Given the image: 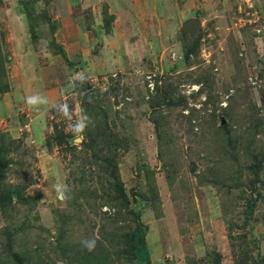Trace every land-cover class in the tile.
I'll use <instances>...</instances> for the list:
<instances>
[{
    "label": "rangeland",
    "instance_id": "rangeland-1",
    "mask_svg": "<svg viewBox=\"0 0 264 264\" xmlns=\"http://www.w3.org/2000/svg\"><path fill=\"white\" fill-rule=\"evenodd\" d=\"M0 83V264H90L89 239L95 264H264V0H0ZM106 156L149 261L117 254L134 223Z\"/></svg>",
    "mask_w": 264,
    "mask_h": 264
},
{
    "label": "trees",
    "instance_id": "trees-1",
    "mask_svg": "<svg viewBox=\"0 0 264 264\" xmlns=\"http://www.w3.org/2000/svg\"><path fill=\"white\" fill-rule=\"evenodd\" d=\"M9 85H4L3 83H0V91L2 93L9 91ZM98 127L96 130H88L87 134L90 139V146L96 148V146L99 145V139L103 137L110 136L107 126H105L101 120H98ZM0 135H3L1 133ZM112 135V134H111ZM3 138V137H1ZM99 152L102 151V148L98 149ZM106 162H108L109 166H111L113 172L111 174L112 177L115 179L117 178L118 181H116L115 189L117 192L118 199L122 202V204L119 207L118 213H117V219L120 217H131L133 219L134 226L129 232H123L121 235L117 236V238L121 239V247L120 249H117V254L121 256H127L128 259L130 258H136L137 261L145 262L149 261L150 253H149V247L146 243L145 236H146V226L143 224L141 220L142 213L139 209H130L128 208V205H130L129 197L126 191L124 190V186L121 183L120 179L118 178V174L115 173L116 164L115 162L112 163L109 156L105 157ZM114 161V160H113ZM7 160L4 155V151H0V201L3 199L2 197V183L4 181L3 177V169L6 164ZM9 198H11L10 195H8ZM125 208V211L123 212V208ZM249 211H252V207L249 208ZM116 219V220H117ZM80 248V247H79ZM81 249V248H80ZM81 255L87 254L88 261L90 264H95L97 262L99 263H105L104 257L108 262H110V259L108 258L109 254L104 248V246L100 247L98 251L91 250L89 251L87 248L80 250ZM242 252H246V254H250V250L244 249ZM142 255L146 256V259L142 257ZM246 257H250L249 255H246ZM246 257L243 258L244 261H242L243 264L246 263ZM149 264H151L149 262Z\"/></svg>",
    "mask_w": 264,
    "mask_h": 264
},
{
    "label": "crops",
    "instance_id": "crops-1",
    "mask_svg": "<svg viewBox=\"0 0 264 264\" xmlns=\"http://www.w3.org/2000/svg\"><path fill=\"white\" fill-rule=\"evenodd\" d=\"M166 29H167V31H169V30H173L174 28H173V26L171 25V26H168V27H165ZM173 28V29H172ZM168 33V32H167ZM163 34V33H162ZM164 35H166V32H164ZM169 42V41H168ZM114 44H116V46H117V44L118 43H104L103 45H102V50H101V55H100V57H106L105 58V62H107V60L109 61V62H113V64L115 63V62H118V60L116 59V57L115 56H117L118 55V57H124L125 59H129V60H134L137 56L139 57V58H141V57H144L145 56V54L144 55H142V54H140L139 52H133V50H132V46H129V47H123V53H122V51H116L117 52V55H115L116 54V52H115V45ZM120 44V43H119ZM159 44V43H158ZM109 45H111V47L109 46ZM111 49V50H110ZM107 50H109V51H107ZM88 53V52H87ZM86 52L84 53V56H86L87 58V60H89V64H90V67L93 69L94 68V66H95V64L98 66V60H96L95 58H90V56L88 57V54H87ZM97 57V56H96ZM138 58V59H139ZM92 59H94V61H92ZM103 58H99V60H102ZM121 62V61H120ZM122 63V62H121ZM105 65V64H104ZM12 89H13V86H12ZM12 91H14V90H11V91H8V92H6L5 94H4V96H3V98L1 99L0 98V119L2 120V119H6L7 117H9L11 114H12V112H13V110H12V106H11V103L9 104V103H6L5 102V105H4V103H3V101L5 100V98L8 96V95H10V93L12 92ZM1 97V96H0ZM15 100H17V99H15ZM41 105H43V104H41ZM3 117H5V118H3Z\"/></svg>",
    "mask_w": 264,
    "mask_h": 264
},
{
    "label": "clouds",
    "instance_id": "clouds-1",
    "mask_svg": "<svg viewBox=\"0 0 264 264\" xmlns=\"http://www.w3.org/2000/svg\"><path fill=\"white\" fill-rule=\"evenodd\" d=\"M46 99L42 96H28L26 97V103L31 106H38L40 104L46 103ZM60 110L63 112L65 116L69 115L68 109L66 105L61 106ZM89 118L86 115H83L80 117V119L72 125V131L76 134H81L85 131L86 127L88 126ZM57 198L66 197L68 193V188L64 184H56L53 185ZM96 241L94 239L84 240L82 241V244L85 248H87L89 251L93 250L95 247Z\"/></svg>",
    "mask_w": 264,
    "mask_h": 264
}]
</instances>
